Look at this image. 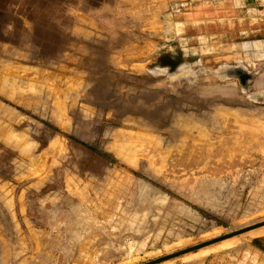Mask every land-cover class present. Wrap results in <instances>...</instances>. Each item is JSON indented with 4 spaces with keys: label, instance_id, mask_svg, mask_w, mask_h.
<instances>
[{
    "label": "rangeland",
    "instance_id": "1",
    "mask_svg": "<svg viewBox=\"0 0 264 264\" xmlns=\"http://www.w3.org/2000/svg\"><path fill=\"white\" fill-rule=\"evenodd\" d=\"M200 2L0 0V264H139L264 220V47L214 42ZM155 264H264V224Z\"/></svg>",
    "mask_w": 264,
    "mask_h": 264
},
{
    "label": "crops",
    "instance_id": "2",
    "mask_svg": "<svg viewBox=\"0 0 264 264\" xmlns=\"http://www.w3.org/2000/svg\"><path fill=\"white\" fill-rule=\"evenodd\" d=\"M199 8L205 12L204 21L206 18L214 21L211 31L214 42L228 43L236 51L264 47V0H215L213 3L203 0ZM0 58L12 59V50H5Z\"/></svg>",
    "mask_w": 264,
    "mask_h": 264
},
{
    "label": "water",
    "instance_id": "3",
    "mask_svg": "<svg viewBox=\"0 0 264 264\" xmlns=\"http://www.w3.org/2000/svg\"><path fill=\"white\" fill-rule=\"evenodd\" d=\"M264 224V220H261V221H258V222H255V223H252V224H249L247 226H244V227H241V228H238L236 230H233V231H230V232H227V233H224V234H221V235H218V236H215V237H212V238H209V239H206V240H203L201 242H198V243H195V244H192L190 246H187V247H184V248H181L179 250H176V251H173V252H170L168 254H165V255H162V256H159V257H156V258H153L151 260H148V261H145V262H142V263H139V264H155V263H158L160 261H163V260H166L168 258H171V257H174L176 255H179V254H182L184 252H187V251H191V250H194L198 247H201V246H204V245H207V244H210V243H213L215 241H218V240H221L223 238H226V237H229V236H232V235H235L237 233H240V232H243V231H246L248 229H251V228H255V227H258L260 225H263Z\"/></svg>",
    "mask_w": 264,
    "mask_h": 264
},
{
    "label": "bare ground",
    "instance_id": "4",
    "mask_svg": "<svg viewBox=\"0 0 264 264\" xmlns=\"http://www.w3.org/2000/svg\"><path fill=\"white\" fill-rule=\"evenodd\" d=\"M183 120V119H182ZM181 122V121H180ZM255 232V231H254Z\"/></svg>",
    "mask_w": 264,
    "mask_h": 264
}]
</instances>
